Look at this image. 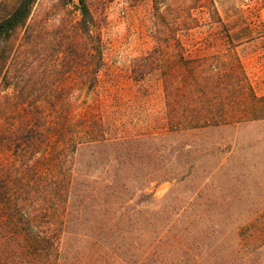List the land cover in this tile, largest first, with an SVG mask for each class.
I'll return each instance as SVG.
<instances>
[{
  "label": "rangeland",
  "instance_id": "obj_1",
  "mask_svg": "<svg viewBox=\"0 0 264 264\" xmlns=\"http://www.w3.org/2000/svg\"><path fill=\"white\" fill-rule=\"evenodd\" d=\"M15 1L0 0V7L10 8ZM84 1L93 17L90 37L79 30V0H36L27 22L28 38L20 34L16 41L17 67L24 62L35 83L39 79L66 88L74 104L71 121L96 138L169 131L167 100L181 101L190 83L196 85V103L208 97L213 104V109L198 113L222 120V126L205 137L191 136L193 155L202 169H213L218 162L221 167L205 176L206 187L198 197L203 183L199 176L150 184L160 203L174 197V205L193 199L196 204L176 215L172 232L180 241H162L167 262L187 257L180 247L192 245L198 264H264V0ZM173 31L169 49L161 52L168 73L177 72L170 76L174 88L169 96L158 66L140 76L138 63L160 36ZM93 47L101 49L102 62L89 88L87 71L99 61ZM206 76L211 85L204 95ZM13 94L11 87L0 90L3 97L15 99ZM5 159L0 154V163ZM167 229L160 235L171 236ZM86 230L80 226L62 234L64 264H127L109 249L127 247V240L106 236L110 244L96 247L85 237ZM142 241L144 250L153 244L149 239L133 243Z\"/></svg>",
  "mask_w": 264,
  "mask_h": 264
},
{
  "label": "trees",
  "instance_id": "obj_2",
  "mask_svg": "<svg viewBox=\"0 0 264 264\" xmlns=\"http://www.w3.org/2000/svg\"><path fill=\"white\" fill-rule=\"evenodd\" d=\"M35 1L16 0L10 8L0 7V90L11 87L15 96H0V154L7 158L0 163V264H64L61 236L80 226H85V237L96 247L110 244L106 236L127 240V247L109 245L124 263L169 264L161 243L179 238L172 232L176 215L194 208L195 200L174 205V197L169 196L173 198L168 203H160L149 186L153 182H187L199 176L203 183L196 192L198 197L206 187L205 176L221 165L218 162L210 170L197 166L198 155H193L190 137H205L209 130L220 128L222 120L199 114L213 109V104L208 97L196 103V85L190 83L181 101L179 97L167 100L169 131L163 134L96 138L82 133L71 121L74 104L66 88L39 79L35 83L24 62L19 67L15 62L16 41L20 34L28 38L27 22ZM79 4V30L90 37L93 17L84 0ZM175 34L159 35L144 62L138 63L140 76L158 66L167 95L174 88L170 76L176 77L177 72L169 74L161 52L169 49V38ZM162 38L168 40L164 43ZM93 50L99 61L87 71L89 88L102 62L101 49ZM192 75L195 80L196 73L189 77ZM202 84L207 95L209 77ZM215 149L220 147H211V151ZM171 214L175 216L172 219ZM165 227L171 236L160 235ZM144 239L153 241L146 250L145 241L135 244ZM180 250L189 259L176 264H198L192 245ZM138 254H143L139 260L131 259Z\"/></svg>",
  "mask_w": 264,
  "mask_h": 264
}]
</instances>
